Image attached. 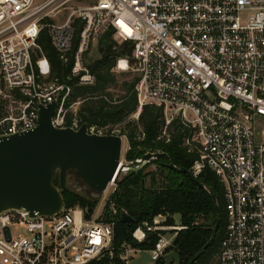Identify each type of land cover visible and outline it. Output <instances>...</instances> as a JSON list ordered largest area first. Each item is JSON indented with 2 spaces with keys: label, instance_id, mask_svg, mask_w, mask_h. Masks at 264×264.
Instances as JSON below:
<instances>
[{
  "label": "built area",
  "instance_id": "built-area-1",
  "mask_svg": "<svg viewBox=\"0 0 264 264\" xmlns=\"http://www.w3.org/2000/svg\"><path fill=\"white\" fill-rule=\"evenodd\" d=\"M70 1L84 3L72 7L63 22L47 20ZM80 26L71 71L76 84L95 83L84 53L113 30L115 41L131 45L113 67L137 75L132 90L137 108L131 115L139 120L144 106L162 108L163 135L169 137L177 121L184 130L183 145L196 155L191 173L198 178L210 169L222 184L226 230L214 264H264V0H0V96L14 93L20 104L0 114V138L35 128L39 106L54 100V126L82 125L78 115L67 116L84 101L69 102L71 84L42 86L51 64L39 45L46 30L68 62ZM88 131L112 133L97 125ZM126 154L112 181L109 220L104 208L90 213L79 205L55 215L2 211L0 264H117L116 257L130 264L142 251L152 257L147 264H166L184 228L169 224L168 213L134 230L139 243L152 233L157 236L150 249L114 244L119 211L111 196L118 178L157 159H128Z\"/></svg>",
  "mask_w": 264,
  "mask_h": 264
},
{
  "label": "trees",
  "instance_id": "trees-1",
  "mask_svg": "<svg viewBox=\"0 0 264 264\" xmlns=\"http://www.w3.org/2000/svg\"><path fill=\"white\" fill-rule=\"evenodd\" d=\"M80 30L81 26L76 34V42L69 54L68 62L61 59L51 44L48 32L45 30L42 33L39 45L51 64V76L48 81L71 84L73 93L69 102L78 97L84 99L78 114L81 123H87L88 126L104 127L122 122L137 108V98L133 91L119 99L117 103H109L102 97L98 98V95H101L100 91H105L109 82L114 81L112 72L116 61L114 56L129 54L131 45L127 43L118 44L112 36L113 30H109L102 38V43L105 46L103 56L88 66L96 76L95 83L90 86H80L76 84L77 80L71 75ZM117 44L118 52L114 49V46L117 48ZM134 84L135 80L131 83V90H133ZM71 115H68L69 120L72 118ZM164 122L162 108L146 105L140 114L138 124L131 126L129 123L127 130L120 133L127 136L131 146L126 154L128 159L141 157L146 151H159L167 153L169 160L157 158L151 163L161 165V169H166L163 174L160 170L150 169L151 164H148L136 171L131 170L123 175L120 180L118 178V187L112 195V200L116 203L119 211L114 244L119 247L129 243L135 247L150 249L157 240V236L152 233L147 240L141 243L136 242L132 235L136 227L145 221L151 222L152 218L160 213L170 214L167 222L173 225L175 223L173 216L179 214L180 223L184 228L178 231L174 245L181 256L182 264H187L210 239L217 220L216 205L218 204L221 213L216 237L193 263L214 264L217 261L226 230L223 186L216 174L210 169H205L198 176L203 184L199 186L186 173L166 166L168 162H171L178 167L189 169L196 159V155L189 153L183 145L184 130L180 124L177 121L173 122V128L168 130L170 135L168 137L163 135ZM111 131L108 130L107 133H111ZM74 178L76 181L78 180L75 174L70 173L67 186L62 190L65 205L67 207L79 205L88 208L90 213L93 212L100 198L93 197L90 191L73 185L71 181ZM55 183L58 184V178H56ZM210 190L215 194L216 200L213 199ZM108 210L106 219L109 220L111 216ZM123 211H126L134 220L122 221L120 214ZM116 262L117 264H124L119 257H116Z\"/></svg>",
  "mask_w": 264,
  "mask_h": 264
},
{
  "label": "water",
  "instance_id": "water-1",
  "mask_svg": "<svg viewBox=\"0 0 264 264\" xmlns=\"http://www.w3.org/2000/svg\"><path fill=\"white\" fill-rule=\"evenodd\" d=\"M38 56L40 49L36 48ZM58 101L39 106L38 124L35 128L0 138V213L7 209H26L31 216L55 215L65 208L62 190L68 176L75 174L81 181L78 188L89 190L93 197L100 198L110 182L119 175L123 152V136L119 134L90 133L88 124L78 129L56 127L52 118ZM166 158L165 152H147L143 158ZM170 169L186 173L196 184L202 182L186 167L171 162ZM150 169H166L151 164ZM58 178V184L55 183ZM212 197L215 194L210 190ZM217 220L212 235L202 249L187 263L193 264L216 237L220 223V206L216 205ZM122 221H133L127 212L120 214ZM166 264H182L177 251L166 255ZM152 260L147 251L134 258L130 264H147Z\"/></svg>",
  "mask_w": 264,
  "mask_h": 264
},
{
  "label": "rangeland",
  "instance_id": "rangeland-1",
  "mask_svg": "<svg viewBox=\"0 0 264 264\" xmlns=\"http://www.w3.org/2000/svg\"><path fill=\"white\" fill-rule=\"evenodd\" d=\"M36 3H41L44 2V0H35ZM84 1H70L65 3V6L63 8H61V11L59 13H57L56 15H53L52 17H48L47 20L48 21H56V22H63L68 13L70 12V9L72 7H76L79 4H83ZM103 38V37H102ZM102 38L98 41H94L92 42L88 49L85 51L84 53V62L87 66H89L90 64H92L94 62V60L100 59L103 54H104V48L105 46L102 43ZM117 42V41H116ZM118 43V42H117ZM120 44V43H118ZM118 44H117V48L114 46V49L119 50L118 48ZM120 56V54H117L114 56V59L116 60L118 57ZM116 62V61H115ZM113 72V76H114V81L113 82H109L106 86V89L104 92L100 91L101 95L98 98H107L106 100L109 103H117L119 102V99L127 96L129 93H132L131 88V83L135 80L136 78V73L133 71H121V70H117V69H112ZM45 80V79H44ZM42 83L43 87H50L54 85L53 81H48V78ZM98 94V93H95ZM80 97H78L76 100H79ZM19 99L16 98L14 93H11L9 97L7 98H3L0 96V114L1 113H5L9 110H11L12 108H17L20 106L19 104ZM83 106V101L80 103H77L76 105H74L69 112L67 113V116L69 114H72L71 116H74L75 114L78 115L79 111L81 110ZM79 117V115H78ZM80 119V118H79ZM129 123L131 126L137 125L138 124V120L135 119V117H133L132 115H128L125 117V119L122 122L116 123V124H109L106 125L104 127H101L102 131H108V130H112L111 134H119L123 131V130H127V127L129 126ZM139 127H141L139 125ZM173 128V126H172ZM171 128V129H172ZM124 135V142H123V152H122V157L125 156L128 147H129V142H128V138L125 134ZM126 136V137H125ZM122 178V176L119 177V180ZM76 178L72 179L71 183L73 185H77V186H82V181L77 182ZM118 185V182H117ZM114 188V185H112V188H108V190L103 193L97 203V205L94 208V213H96L97 211H99L101 208H104V211L106 212L107 209H109V201L108 198L111 195L112 189ZM89 192V190H88ZM112 198V196H111ZM103 211V212H104ZM175 219V223L176 224H181V220L179 215H176L173 217ZM108 260V255H106V257H104L102 259V261L104 263H107Z\"/></svg>",
  "mask_w": 264,
  "mask_h": 264
},
{
  "label": "bare ground",
  "instance_id": "bare-ground-1",
  "mask_svg": "<svg viewBox=\"0 0 264 264\" xmlns=\"http://www.w3.org/2000/svg\"><path fill=\"white\" fill-rule=\"evenodd\" d=\"M112 185H113V183L110 182L109 185H108V187H107V189L105 190V192L108 190V188H112ZM105 192H104V193H105Z\"/></svg>",
  "mask_w": 264,
  "mask_h": 264
},
{
  "label": "flooded vegetation",
  "instance_id": "flooded-vegetation-1",
  "mask_svg": "<svg viewBox=\"0 0 264 264\" xmlns=\"http://www.w3.org/2000/svg\"><path fill=\"white\" fill-rule=\"evenodd\" d=\"M77 178H78V177H77ZM79 181H81V180L78 178L77 182H79ZM77 182H76V183H77Z\"/></svg>",
  "mask_w": 264,
  "mask_h": 264
},
{
  "label": "crops",
  "instance_id": "crops-1",
  "mask_svg": "<svg viewBox=\"0 0 264 264\" xmlns=\"http://www.w3.org/2000/svg\"><path fill=\"white\" fill-rule=\"evenodd\" d=\"M176 215H179V214H176ZM179 217H180V215H179Z\"/></svg>",
  "mask_w": 264,
  "mask_h": 264
}]
</instances>
